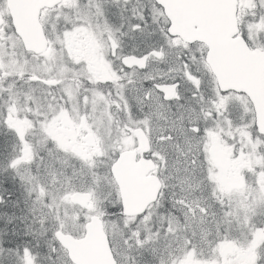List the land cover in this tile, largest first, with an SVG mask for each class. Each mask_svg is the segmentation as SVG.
I'll use <instances>...</instances> for the list:
<instances>
[{"label":"snow or ice","instance_id":"obj_1","mask_svg":"<svg viewBox=\"0 0 264 264\" xmlns=\"http://www.w3.org/2000/svg\"><path fill=\"white\" fill-rule=\"evenodd\" d=\"M0 264H264V0H0Z\"/></svg>","mask_w":264,"mask_h":264}]
</instances>
